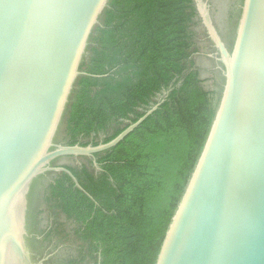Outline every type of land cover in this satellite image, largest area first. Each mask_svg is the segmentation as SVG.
Segmentation results:
<instances>
[{
  "label": "water",
  "instance_id": "1",
  "mask_svg": "<svg viewBox=\"0 0 264 264\" xmlns=\"http://www.w3.org/2000/svg\"><path fill=\"white\" fill-rule=\"evenodd\" d=\"M110 1L0 0V264L68 256L65 245L43 256L34 246L33 219L48 184L67 173L86 192L66 166L76 161L66 159L89 157L99 168L95 154L158 107L108 142L62 140ZM193 3L205 43L199 53L218 77L219 99L154 264H264V0Z\"/></svg>",
  "mask_w": 264,
  "mask_h": 264
},
{
  "label": "trees",
  "instance_id": "2",
  "mask_svg": "<svg viewBox=\"0 0 264 264\" xmlns=\"http://www.w3.org/2000/svg\"><path fill=\"white\" fill-rule=\"evenodd\" d=\"M202 38L193 0H111L91 37L82 63L88 73L78 80L62 140L108 142L164 98L123 140L95 154L98 176L85 163L67 164L94 199L67 173L45 191L75 220L74 236L101 248L102 264L155 262L219 99L218 77L199 53ZM80 253L73 249L68 264H81Z\"/></svg>",
  "mask_w": 264,
  "mask_h": 264
},
{
  "label": "flooded vegetation",
  "instance_id": "3",
  "mask_svg": "<svg viewBox=\"0 0 264 264\" xmlns=\"http://www.w3.org/2000/svg\"><path fill=\"white\" fill-rule=\"evenodd\" d=\"M158 99H159V96H157L156 100H158ZM161 102L156 101V103H153L150 108H152L153 106H155L157 104L159 106ZM149 109L146 111V113L149 111ZM93 135H95V134L92 133V136ZM92 136H91L90 140H92V138H93ZM80 158H84L86 161H81ZM90 159H92V158H89V157H78V158H76V157H74V160L76 162L73 163L72 166L75 165V166H79L81 168V167H83V164L85 163L87 168H89L90 171H92L96 176H98L99 173L103 172L102 164L98 162V159L96 156V160H97V163L99 166V168H97V166L94 164L93 159H92V162L89 163ZM77 160H80V162H77ZM73 174L75 175L74 172H73ZM77 179H78L79 183L81 184L78 177H77ZM71 180H72L71 182L74 183V187L78 188L76 186L74 180L72 179V177H71ZM78 189L81 190L80 188H78ZM83 192L86 193L88 191L86 190V192L85 191H83ZM91 196H89V197L94 199L93 196L92 197ZM59 202H60L59 200L55 201V199H52V198L47 200L46 194L44 193V197H43V200L41 202L40 207H38L37 211L35 210L36 212L34 215L33 224H34V229H36V231H34V232L36 233V235H38L36 237L38 239V241H35L34 246L37 250H39L38 251L39 254H41V256H43L45 254H49V251L54 252L56 249H58L59 246L65 245L64 247H67L69 249V251H71L72 249L77 250V252H79V253L81 250L83 251L84 260L81 262V264H102L103 257H102L101 248L93 249V248H91V245H90L91 241L90 240L83 239L82 237L79 238L77 235L74 236L75 232H76L75 228L77 226L76 222H75V220H73V218L67 217L64 214V212L58 207ZM74 223H75V225H74ZM79 228L84 229L85 225H83L82 227H79ZM55 246H56V248H55ZM81 248H83V249H81ZM81 253H80V255H81ZM69 256H70V254L68 256H66V255L65 256L62 255L60 257L58 256V258L53 257L49 262L51 264H53V263H55V264H68L69 260H70ZM55 258H57V259L55 260ZM54 261H56V262H54Z\"/></svg>",
  "mask_w": 264,
  "mask_h": 264
}]
</instances>
